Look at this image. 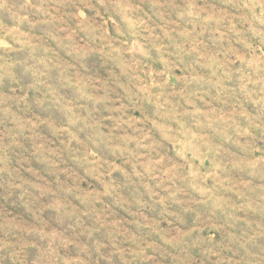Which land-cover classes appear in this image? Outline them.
Wrapping results in <instances>:
<instances>
[{
    "label": "rangeland",
    "instance_id": "374dc122",
    "mask_svg": "<svg viewBox=\"0 0 264 264\" xmlns=\"http://www.w3.org/2000/svg\"><path fill=\"white\" fill-rule=\"evenodd\" d=\"M0 264H264V0H0Z\"/></svg>",
    "mask_w": 264,
    "mask_h": 264
}]
</instances>
